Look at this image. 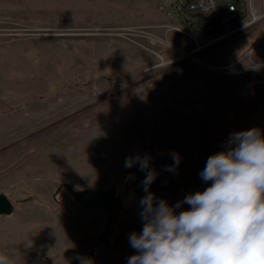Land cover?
<instances>
[{
	"label": "rangeland",
	"instance_id": "374dc122",
	"mask_svg": "<svg viewBox=\"0 0 264 264\" xmlns=\"http://www.w3.org/2000/svg\"><path fill=\"white\" fill-rule=\"evenodd\" d=\"M177 1L0 0V98H10L0 101V194L14 206L0 216V252L15 264H127L147 170L126 159L147 158L149 191L171 206L209 186L199 174L231 134L264 133L263 74L213 72L158 40L186 52L199 44L203 61L244 70L263 59V27L207 47L200 28L213 19L190 22ZM233 1L246 13L247 0ZM63 184L117 191L108 246V213L83 208Z\"/></svg>",
	"mask_w": 264,
	"mask_h": 264
},
{
	"label": "clouds",
	"instance_id": "9594fccd",
	"mask_svg": "<svg viewBox=\"0 0 264 264\" xmlns=\"http://www.w3.org/2000/svg\"><path fill=\"white\" fill-rule=\"evenodd\" d=\"M175 172L180 163L172 153ZM147 170L141 182L140 232L128 236L135 253L127 264H264V133L251 128L231 134L225 150L208 157L200 172L211 182L203 191L189 193L169 205L150 192L156 173L147 158L125 161ZM184 204L185 210L177 212ZM0 264H15L0 252Z\"/></svg>",
	"mask_w": 264,
	"mask_h": 264
},
{
	"label": "built area",
	"instance_id": "2783aa9c",
	"mask_svg": "<svg viewBox=\"0 0 264 264\" xmlns=\"http://www.w3.org/2000/svg\"><path fill=\"white\" fill-rule=\"evenodd\" d=\"M246 4L247 11L242 16L240 14L239 3L233 0H178L175 4V8L181 16L188 21L190 20V22L198 17L213 19V22L216 23L215 27L200 28V30L209 31L211 34L212 39L206 45L207 47L223 40L230 39L238 31L255 24H259L263 27L262 41L264 43V0H262L261 3L260 13L256 9L254 0H247ZM236 26H238V28ZM255 49L256 48H252L248 52V55H251ZM262 57L263 59L260 62L252 64V66L259 67L251 72L260 73L264 76V49L262 50ZM119 229V226L114 224L111 236L117 234Z\"/></svg>",
	"mask_w": 264,
	"mask_h": 264
},
{
	"label": "water",
	"instance_id": "95a60500",
	"mask_svg": "<svg viewBox=\"0 0 264 264\" xmlns=\"http://www.w3.org/2000/svg\"><path fill=\"white\" fill-rule=\"evenodd\" d=\"M216 23L211 22L206 27L213 28ZM196 50H200L198 45ZM193 53V52H192ZM75 201L86 209H100L108 213V218L103 232L99 236V240L105 246L109 245V237L113 231V225L116 224L117 213L119 212L120 204L118 194L115 189L110 190H91L88 192L77 191L70 184H63ZM14 206L10 199L5 194H0V216H10L13 213ZM95 252L90 254L89 262L94 259Z\"/></svg>",
	"mask_w": 264,
	"mask_h": 264
},
{
	"label": "bare ground",
	"instance_id": "6f19581e",
	"mask_svg": "<svg viewBox=\"0 0 264 264\" xmlns=\"http://www.w3.org/2000/svg\"><path fill=\"white\" fill-rule=\"evenodd\" d=\"M158 40H159V42H161L162 44L166 45L167 47H170V48L178 51L181 54V57H180L179 60H183V59H191V60H194V61L198 62L199 64H202L203 66H205L207 68H210L213 72L227 73V74H237V73H241V72L255 71L259 67V66H252V67L247 68V69H244V70H231L228 67H217V66L211 65V64L203 61L202 59H200L198 57V54L197 53H199L200 50L204 49L200 45H199L200 50L186 52V51L178 48L176 45H174L169 40L161 39V38H159Z\"/></svg>",
	"mask_w": 264,
	"mask_h": 264
},
{
	"label": "crops",
	"instance_id": "0c3cea01",
	"mask_svg": "<svg viewBox=\"0 0 264 264\" xmlns=\"http://www.w3.org/2000/svg\"><path fill=\"white\" fill-rule=\"evenodd\" d=\"M9 100H10V98H8L7 96H3V97L0 98L1 103L8 102ZM0 124H1V122H0Z\"/></svg>",
	"mask_w": 264,
	"mask_h": 264
}]
</instances>
